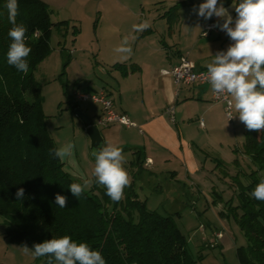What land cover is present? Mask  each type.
Instances as JSON below:
<instances>
[{
	"label": "rangeland",
	"instance_id": "374dc122",
	"mask_svg": "<svg viewBox=\"0 0 264 264\" xmlns=\"http://www.w3.org/2000/svg\"><path fill=\"white\" fill-rule=\"evenodd\" d=\"M45 1L51 10V20L54 23L69 20L70 27L64 34L53 28L51 52L34 69V76L41 84L47 127L57 146L67 143L76 145L74 157L63 161L64 169L82 182L83 179H94L95 158L87 126L68 108L64 92L68 91L75 99V93L86 91L89 87H117L114 75L119 71L114 70L112 65L124 59H120L115 49L127 37L133 58L144 52V44L140 41L144 31H136L134 25L147 21L157 34L165 36L170 45L177 46L182 42V49L196 48L195 58L203 57L208 63L217 52L221 49L226 51L233 43L219 28L208 36L202 35L205 25L215 17L205 20L193 11L205 0ZM222 2L226 5L233 0ZM234 3H239V0H234ZM165 4H178L179 24L173 25L170 32L166 20L159 17ZM123 6H130L135 14ZM236 16L235 12L233 18ZM73 25L80 29L77 35L73 33ZM26 95L28 98L31 96L29 92ZM77 102L79 108L92 118L102 110L101 104L92 100ZM232 111L233 115L238 114L235 109ZM217 112L218 121L214 130L210 128L206 116L193 113L191 128L196 137L195 148L206 166L199 174L201 179L193 184L161 176L158 181L161 187L152 188L154 183L148 184L139 189L142 192L140 198L148 197L149 209L175 216L178 227L188 239L190 252L195 258L201 255L197 264H241L237 247L245 244L246 238L230 216V207L238 204L240 188L252 181V172L256 170L259 181L264 179V175L244 151L245 124L240 122L238 115L229 120L224 103L218 105ZM200 120L206 123L205 128L201 127ZM5 230L4 218L0 215V264H43L42 258L25 254L21 248L24 245L12 242L5 235Z\"/></svg>",
	"mask_w": 264,
	"mask_h": 264
},
{
	"label": "trees",
	"instance_id": "16d2710c",
	"mask_svg": "<svg viewBox=\"0 0 264 264\" xmlns=\"http://www.w3.org/2000/svg\"><path fill=\"white\" fill-rule=\"evenodd\" d=\"M18 2L16 22L26 26V43L32 49L27 73L7 63L8 32L13 25L8 20L7 0H0V215L5 235L29 248L67 235L100 251L107 264H197L201 255L195 258L190 252L175 216L149 209L134 182L119 202H113L95 178L80 198L71 193L69 185L82 181L64 169V162L49 155V149L58 146L48 130L41 84L34 76V69L51 52L53 28L64 34L70 21L54 23L45 0ZM177 10L178 4H174L163 15L168 32L178 23ZM79 31L73 25V33ZM124 66L118 62L112 65L113 69ZM64 94L68 108L74 111L79 107L68 91ZM244 151L264 175V131L246 128ZM256 173L240 188L238 204L230 207V216L246 238L245 244L237 247L241 264H264V201L251 195L260 182ZM21 187L25 196L18 201L15 193ZM58 193L67 197L65 208L56 203ZM41 258L47 264L48 258Z\"/></svg>",
	"mask_w": 264,
	"mask_h": 264
},
{
	"label": "clouds",
	"instance_id": "9594fccd",
	"mask_svg": "<svg viewBox=\"0 0 264 264\" xmlns=\"http://www.w3.org/2000/svg\"><path fill=\"white\" fill-rule=\"evenodd\" d=\"M8 20L13 25L8 36L11 39L7 51V63L19 72L29 71L28 57L32 49L27 45V28L17 24L19 13L18 0H7ZM233 7L237 13L234 19L222 0H205L193 11L205 20L213 16L223 20L213 27L225 31L233 43L226 51H219L214 59L206 65L207 77L212 92L219 98H228L227 114L229 120L239 116L248 130L264 131V0H239ZM151 25L145 21L134 25V29L142 32ZM120 59H128L132 48L126 37L115 49ZM235 109L237 115L232 114ZM76 145L67 143L58 148L49 149V155L61 162L72 159ZM95 157L92 175L95 182L106 189V194L113 202L124 199L125 189L132 184V177L124 167L126 157L123 149L115 144L104 142L94 149ZM92 181L83 179L82 183H71V193L80 198L89 188ZM18 201L25 196V189L18 188ZM251 195L264 201V179L252 191ZM60 208L67 205V197L59 193L55 197ZM25 254L34 258L47 257V264H107L98 250H93L87 243L73 241L70 236L52 238L36 243L32 248L21 247Z\"/></svg>",
	"mask_w": 264,
	"mask_h": 264
},
{
	"label": "crops",
	"instance_id": "0c3cea01",
	"mask_svg": "<svg viewBox=\"0 0 264 264\" xmlns=\"http://www.w3.org/2000/svg\"><path fill=\"white\" fill-rule=\"evenodd\" d=\"M165 5L164 12L162 15L159 14L163 20H166L163 15L172 4ZM123 7L135 14V10L130 6ZM225 7L232 16L235 14L233 3L226 4ZM212 20L216 23L222 21L217 17ZM154 31L156 32L149 27L141 34L140 41L144 44V52L140 56L136 58L130 56L129 60L113 63L125 65L123 68L114 69L119 71L114 75L117 87L111 89L107 86L89 87L83 91L95 92L103 87L113 100L115 109L125 113L136 124L127 126L114 123L99 126V129L104 142L123 149L126 157L124 167L131 175L139 196L142 193L139 189L142 190L150 183H154L152 188L161 187L158 184L161 176L172 181L187 180L193 184L201 179L199 174L206 166L199 159L195 148L196 137L191 128L193 113L198 112L206 116L210 128L214 130L218 121V105L223 104L213 100L210 85H178L172 75L163 72L177 65L182 55L188 56L200 68H206L208 62L203 57L195 58L196 48L184 50L181 48L182 42L177 46L170 45L162 33L157 34ZM87 101L89 100L80 102ZM169 107L174 109L173 119L168 114ZM101 112L102 110L97 116L90 118L96 119ZM205 127L204 122L203 128ZM144 197L148 199L147 196Z\"/></svg>",
	"mask_w": 264,
	"mask_h": 264
},
{
	"label": "built area",
	"instance_id": "2783aa9c",
	"mask_svg": "<svg viewBox=\"0 0 264 264\" xmlns=\"http://www.w3.org/2000/svg\"><path fill=\"white\" fill-rule=\"evenodd\" d=\"M217 24L215 21L208 22L203 31V36H208L210 32L217 31L218 27H213ZM221 49L220 51H222ZM225 51V50H223ZM165 74H170L173 76L175 83L178 85H210L207 77V68H200L196 65L195 62L189 59L188 56L182 55L180 57V62L172 67L169 70L163 71ZM213 100L220 101L224 103L225 109L227 108L228 98H219L213 92ZM75 97L78 101L83 100H92L93 102L100 103L102 106V112L99 117L93 120L92 124L99 126H109L114 123L123 124L127 126H136V124L131 121V119L123 112H119L114 107V102L107 94L105 89L102 87L95 92H77ZM168 114L173 119L174 118V109L173 107L168 108ZM227 113V111H226ZM233 114V111H232ZM228 115V114H227ZM201 125H204V122L201 120Z\"/></svg>",
	"mask_w": 264,
	"mask_h": 264
},
{
	"label": "water",
	"instance_id": "95a60500",
	"mask_svg": "<svg viewBox=\"0 0 264 264\" xmlns=\"http://www.w3.org/2000/svg\"><path fill=\"white\" fill-rule=\"evenodd\" d=\"M74 112L82 119V121L87 126L86 132L90 137L91 149L93 152L94 149L99 148L104 143L102 133L97 125L91 124V118L87 113L83 112L79 107H77Z\"/></svg>",
	"mask_w": 264,
	"mask_h": 264
}]
</instances>
